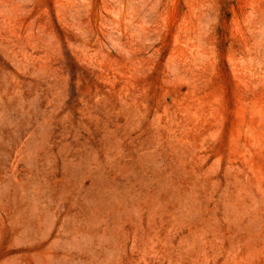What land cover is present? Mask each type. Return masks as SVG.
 Returning a JSON list of instances; mask_svg holds the SVG:
<instances>
[{
    "label": "rangeland",
    "instance_id": "1",
    "mask_svg": "<svg viewBox=\"0 0 264 264\" xmlns=\"http://www.w3.org/2000/svg\"><path fill=\"white\" fill-rule=\"evenodd\" d=\"M0 264H264V0H0Z\"/></svg>",
    "mask_w": 264,
    "mask_h": 264
}]
</instances>
